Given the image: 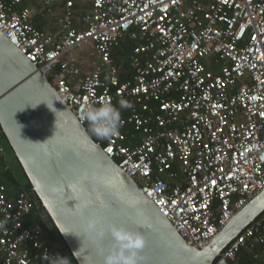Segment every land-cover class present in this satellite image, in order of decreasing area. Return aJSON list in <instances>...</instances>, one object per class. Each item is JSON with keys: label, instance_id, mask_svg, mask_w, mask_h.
I'll use <instances>...</instances> for the list:
<instances>
[{"label": "built area", "instance_id": "obj_1", "mask_svg": "<svg viewBox=\"0 0 264 264\" xmlns=\"http://www.w3.org/2000/svg\"><path fill=\"white\" fill-rule=\"evenodd\" d=\"M22 1L0 0V32L189 246L205 247L264 191V0H83V30L76 0H65L55 33L36 29L29 8L16 11ZM56 1L41 3L50 11ZM126 37L139 43L133 77L121 81L111 53ZM84 45L102 65L91 73L66 59ZM121 99L132 107L119 134L95 136L85 106ZM33 208L28 193L9 197L0 183V264L57 257L25 226ZM242 250L264 264V212L214 264H239Z\"/></svg>", "mask_w": 264, "mask_h": 264}, {"label": "water", "instance_id": "obj_2", "mask_svg": "<svg viewBox=\"0 0 264 264\" xmlns=\"http://www.w3.org/2000/svg\"><path fill=\"white\" fill-rule=\"evenodd\" d=\"M0 129L76 264H103L77 216L85 204V216L96 213L142 235V264H214L264 212L262 191L205 247L189 246L1 32Z\"/></svg>", "mask_w": 264, "mask_h": 264}, {"label": "clouds", "instance_id": "obj_3", "mask_svg": "<svg viewBox=\"0 0 264 264\" xmlns=\"http://www.w3.org/2000/svg\"><path fill=\"white\" fill-rule=\"evenodd\" d=\"M131 107V103L124 99L119 101V108L108 101L99 106L86 105L82 119L87 121L95 136L108 138L119 134L121 109ZM87 206L85 204L78 209L77 216L82 220L83 235L91 242L103 264H142L144 257L139 255V251L144 247L142 235L99 214L85 216ZM104 241L108 243L104 244ZM43 258L48 259L47 256ZM49 264H69V261L57 256L50 260Z\"/></svg>", "mask_w": 264, "mask_h": 264}, {"label": "trees", "instance_id": "obj_4", "mask_svg": "<svg viewBox=\"0 0 264 264\" xmlns=\"http://www.w3.org/2000/svg\"><path fill=\"white\" fill-rule=\"evenodd\" d=\"M26 4L27 1L23 0L20 5L14 6V9L20 11L26 7ZM138 43V41L126 37L112 50L111 57L119 71L121 81L132 79L133 77L131 56ZM113 105L119 108L118 101ZM128 115V109H121V120ZM120 131L125 136H130L131 133H134L131 126L122 128ZM92 139L96 141L94 137ZM0 147L4 150L3 154L0 155V183L6 186L9 197L16 198L20 193L26 192L34 203V208L25 219V226L35 232L39 242L49 247L57 256L67 258L69 264H76L50 217L32 192L31 185L1 129ZM236 260L239 264H253L254 261L252 254L246 250L239 252L236 255Z\"/></svg>", "mask_w": 264, "mask_h": 264}, {"label": "crops", "instance_id": "obj_5", "mask_svg": "<svg viewBox=\"0 0 264 264\" xmlns=\"http://www.w3.org/2000/svg\"><path fill=\"white\" fill-rule=\"evenodd\" d=\"M27 1L26 7L29 8L33 17L31 23L33 26L42 33H55L58 31L59 20L62 18L65 11V0H57L52 6L49 7L50 11H45L44 6L41 3V0H25ZM47 9V8H46ZM89 10V5L86 4L83 0H76L75 6L72 8L73 12V26L77 30H83L84 25L82 18L86 12ZM91 50L93 47L89 45ZM94 50V49H93ZM96 54V52H95ZM97 62L92 63L88 60L79 62L77 64L74 60L72 61L78 68H80L85 73H91L96 68L101 67L98 55L96 54Z\"/></svg>", "mask_w": 264, "mask_h": 264}, {"label": "rangeland", "instance_id": "obj_6", "mask_svg": "<svg viewBox=\"0 0 264 264\" xmlns=\"http://www.w3.org/2000/svg\"><path fill=\"white\" fill-rule=\"evenodd\" d=\"M66 59L74 60L77 64H80L79 62L86 61V60H88L92 63L97 62L95 50H93V49L91 50L89 45L81 46V47L75 49L74 51L70 52L69 54L66 55Z\"/></svg>", "mask_w": 264, "mask_h": 264}]
</instances>
